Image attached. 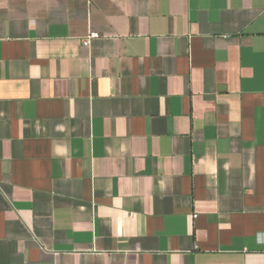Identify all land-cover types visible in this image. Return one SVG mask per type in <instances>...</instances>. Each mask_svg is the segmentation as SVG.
Returning a JSON list of instances; mask_svg holds the SVG:
<instances>
[{
    "label": "crops",
    "instance_id": "obj_1",
    "mask_svg": "<svg viewBox=\"0 0 264 264\" xmlns=\"http://www.w3.org/2000/svg\"><path fill=\"white\" fill-rule=\"evenodd\" d=\"M0 264H264V0H0Z\"/></svg>",
    "mask_w": 264,
    "mask_h": 264
},
{
    "label": "built area",
    "instance_id": "obj_2",
    "mask_svg": "<svg viewBox=\"0 0 264 264\" xmlns=\"http://www.w3.org/2000/svg\"><path fill=\"white\" fill-rule=\"evenodd\" d=\"M97 37H98L97 34H95V33H90V34L86 37V39H84V41L82 42V45L86 47V46L88 45V43H89L92 39H96ZM193 218H195V215L193 216Z\"/></svg>",
    "mask_w": 264,
    "mask_h": 264
}]
</instances>
